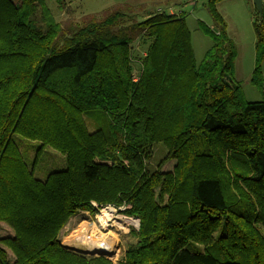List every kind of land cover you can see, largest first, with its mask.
Instances as JSON below:
<instances>
[{"label":"trees","instance_id":"1","mask_svg":"<svg viewBox=\"0 0 264 264\" xmlns=\"http://www.w3.org/2000/svg\"><path fill=\"white\" fill-rule=\"evenodd\" d=\"M222 1L207 0L211 28L198 22L211 46L197 64L182 15L124 5L63 28L45 0H0V223L13 230L0 244L14 255L0 246V264H111L59 240L92 203L139 220L118 264H264V6L252 102L234 79ZM135 41L146 45L137 81ZM95 111L107 131H88ZM15 134L59 152L65 169L36 179L40 153L29 167ZM154 143L167 153L150 171Z\"/></svg>","mask_w":264,"mask_h":264},{"label":"rangeland","instance_id":"2","mask_svg":"<svg viewBox=\"0 0 264 264\" xmlns=\"http://www.w3.org/2000/svg\"><path fill=\"white\" fill-rule=\"evenodd\" d=\"M150 0H64L65 8L59 9L55 0H45V4L54 19L61 24L64 28L68 23L81 24L90 16L102 18L108 12L117 7H123L124 5L136 6L139 3L149 2ZM155 3H148L147 10L156 11L155 7L167 10L170 7L175 14L184 16L186 25L191 35V46L193 48L194 57L196 63L199 64L203 59L205 52L210 48V39L200 30L199 21L205 23L208 27L213 26L212 18L207 11V0H156ZM160 6V7H159ZM217 11L224 18L226 23V32L228 37L232 40L236 48V58L234 60V79L239 82L242 87L243 93L248 101L256 102L262 99L261 93L251 85L250 78L255 65V43L256 35L254 32V22L258 19L257 10L254 4V0H224L217 4ZM34 19H39L35 16ZM88 20V19H87ZM137 20H141L138 17ZM146 46V45H145ZM144 45H137L135 41L132 45L135 59H133V77L136 79L138 72L141 70L140 61L144 56L146 47ZM263 71V84H264V68ZM225 81L231 85V79L226 77ZM264 88V86H263ZM85 126L89 132L95 130L107 131L109 125V119L106 114L95 111L86 113L83 115ZM13 140L18 146V149L29 167L33 164L35 154L39 151L38 159L34 165V177L40 181L45 180L46 176L54 171H61L65 169L64 157L57 151L45 147L40 150V144L37 141H31L23 138L20 135L15 134ZM167 149L162 143H154L151 147V157L147 162V168L152 171L157 168L159 161L166 155ZM175 165V161L171 160L166 162L161 171L171 172ZM94 203H92L93 205ZM94 212L80 211L76 215L72 216L66 225L61 229L59 233V240L63 247L73 249L77 254H82L85 249L77 247L76 245L69 244L72 239L79 238L82 235L89 237L94 229L102 233L112 231L117 235L116 243V257L113 258L111 254H94L93 256L82 254L86 257H104L111 264H118L123 260L127 249L137 242L135 233L136 227L129 225L127 231L117 230L111 226L110 222L115 218H126L120 210L124 207L116 208L111 205L104 207H112L113 215L112 220L109 221V225L106 229L102 228L98 222L97 215L100 214L104 207H97ZM135 220V219H134ZM80 235V236H79ZM13 230L5 223H0V238L12 237ZM8 255V260L12 262L14 255L12 252L0 244Z\"/></svg>","mask_w":264,"mask_h":264},{"label":"bare ground","instance_id":"3","mask_svg":"<svg viewBox=\"0 0 264 264\" xmlns=\"http://www.w3.org/2000/svg\"><path fill=\"white\" fill-rule=\"evenodd\" d=\"M112 207H104L99 215H97L98 222L100 223L101 227L106 229L109 225V221L112 220L113 215ZM111 226L115 227L117 230L127 231V227L129 225H133L134 227L137 226V221L126 217L122 219L121 217H117L114 221L110 222ZM93 230L89 237L85 234L80 236L79 238L72 239L69 241V244L76 245L77 247H81L85 249V252H95L96 254L103 253V254H111L113 253V258L116 257V243H117V235L112 232L108 231L107 233H102L94 229V224H92Z\"/></svg>","mask_w":264,"mask_h":264},{"label":"water","instance_id":"4","mask_svg":"<svg viewBox=\"0 0 264 264\" xmlns=\"http://www.w3.org/2000/svg\"><path fill=\"white\" fill-rule=\"evenodd\" d=\"M254 4H255V7H256V10H257V14H258V18H261L262 17V0H254ZM131 219H135V218H132V217H129ZM137 221V227L136 229L138 230L139 229V220L138 219H135ZM67 248V247H65ZM68 250L76 253L73 249H69L67 248ZM82 254H85V255H89V256H93L94 254H96L95 252H82ZM100 254H103V253H100Z\"/></svg>","mask_w":264,"mask_h":264},{"label":"built area","instance_id":"5","mask_svg":"<svg viewBox=\"0 0 264 264\" xmlns=\"http://www.w3.org/2000/svg\"><path fill=\"white\" fill-rule=\"evenodd\" d=\"M156 13H165L167 15L175 16V17H180L181 16L180 14H175V12L170 7H168L167 10L162 9V8H157ZM134 81H137V78L136 79L134 78Z\"/></svg>","mask_w":264,"mask_h":264},{"label":"crops","instance_id":"6","mask_svg":"<svg viewBox=\"0 0 264 264\" xmlns=\"http://www.w3.org/2000/svg\"><path fill=\"white\" fill-rule=\"evenodd\" d=\"M155 2H157L156 0H150L149 2H143V3H139V4H137V5H145V6H148L147 4L148 3H155ZM263 6H264V0H262V8H263ZM160 7V6H159ZM158 8V7H157ZM156 7H155V10L157 9ZM2 223V222H1Z\"/></svg>","mask_w":264,"mask_h":264}]
</instances>
